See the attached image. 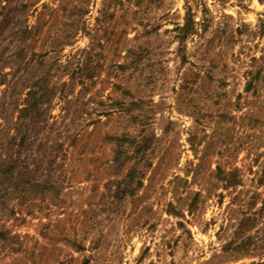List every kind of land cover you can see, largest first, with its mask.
I'll return each instance as SVG.
<instances>
[{"label": "rangeland", "instance_id": "rangeland-1", "mask_svg": "<svg viewBox=\"0 0 264 264\" xmlns=\"http://www.w3.org/2000/svg\"><path fill=\"white\" fill-rule=\"evenodd\" d=\"M9 167L0 264H264V0H0Z\"/></svg>", "mask_w": 264, "mask_h": 264}, {"label": "trees", "instance_id": "trees-1", "mask_svg": "<svg viewBox=\"0 0 264 264\" xmlns=\"http://www.w3.org/2000/svg\"><path fill=\"white\" fill-rule=\"evenodd\" d=\"M76 17H79V16L77 15ZM191 23H192V21L189 18V16L187 15L185 17L184 26L179 29L183 36L186 37V35L188 34V31H189L188 28L190 27ZM75 30L76 29H74V32H75ZM24 36H25V31L21 33L20 37L23 38ZM21 52H22V50L20 49L19 53L21 54ZM30 84H31V86H30V89H29L27 94L30 96V99H31L29 106L32 107V109H33V108H35L34 106H36L38 100L40 98H42V96H43V95H39L37 97L36 96L38 94L37 92L44 90L45 87H42V85H41L42 83H40L39 80L33 81ZM21 111H25V109H23ZM10 166H12V165H10ZM11 169H12V167H9L8 170L1 171L0 186H2L4 188V190L10 189L13 191V190H16L18 188H21V189H24L25 191H27V188L33 184L32 179H30V180L22 179V177L19 174L12 173ZM40 182H38L37 185H39ZM51 189H54L52 186V183L50 181H48L47 179H45V181H43V184H41L40 191L41 192H48ZM3 237H4L3 233L0 232V239H2ZM9 240H13V237H10Z\"/></svg>", "mask_w": 264, "mask_h": 264}]
</instances>
